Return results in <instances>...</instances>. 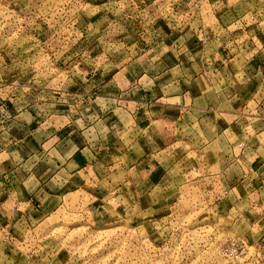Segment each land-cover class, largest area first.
I'll list each match as a JSON object with an SVG mask.
<instances>
[{
    "label": "rangeland",
    "instance_id": "obj_1",
    "mask_svg": "<svg viewBox=\"0 0 264 264\" xmlns=\"http://www.w3.org/2000/svg\"><path fill=\"white\" fill-rule=\"evenodd\" d=\"M0 264H264V0H0Z\"/></svg>",
    "mask_w": 264,
    "mask_h": 264
},
{
    "label": "crops",
    "instance_id": "obj_2",
    "mask_svg": "<svg viewBox=\"0 0 264 264\" xmlns=\"http://www.w3.org/2000/svg\"><path fill=\"white\" fill-rule=\"evenodd\" d=\"M162 59L167 61L170 66L174 65L175 63L178 64V60H179L177 58H174V57L171 58L169 56H163ZM181 59H183V58L181 57L180 60ZM205 71L206 70H204L202 73L200 71L199 75L198 74H192V77L189 80L187 79V76L184 75V76H180L181 78H179L177 81H174L173 86L176 85V87H177L175 89L176 92L174 94H172V96L165 99L166 101L172 100L173 103L171 105L165 103V104H163V106L158 107L159 111H160L159 113L160 114H161V112L163 113L162 116H160L158 118H154V119L149 118V117L139 118L138 115L137 116L136 115L131 116L130 121L128 123L129 130L135 132V136H137V137H136V140L134 142L140 143L139 146H141V149H142L141 155L139 156L138 159L135 160V161H137V163L135 165H141V168H145L147 166L146 163L148 162L147 159L150 156L149 155V153H150L149 149L145 145L142 144L145 142L144 136L143 137H142V135L138 136L139 133L148 132L149 131L148 128L151 125L160 124V122H162V124H163V123H165V121L168 122V119H166V117H165L166 113H169V112L178 113V117L176 118V121H180L181 119H184V118L186 119V115L193 116L195 119V122L197 124H201L203 121L206 122L210 119V116H211L210 112L212 111V108L214 106L212 105V102H210V100H208V97L206 95H204V93H205V92H203L204 90L202 91L200 88L196 87V83L197 82L198 83L199 82L200 83L201 82L209 83L212 81L210 79L209 75L214 77V76L218 75L220 73V71H217L216 68H212V66L211 67L208 66V71H210L209 75ZM147 76H148L147 74H142L140 76V79H143L145 77L148 78ZM171 84H169L168 86H170ZM143 93H145V94L143 95ZM148 96H150V95H147L145 90H142V98L144 97V99L145 98L147 99ZM216 97L219 99L218 94L216 95ZM159 100H162V99H159ZM220 104H221V101L219 102V100H218V106ZM151 107H154V106L149 105V108H151ZM138 114H139V112H138ZM81 152H82V149H80V147H79L77 154L72 155L74 159L72 158V156L69 155L65 160L66 163L64 162V164L63 163L58 164L59 165L58 167H60V168L63 167L61 171H63L64 173H65V171L66 172L69 171L70 173H72V174L68 175V179L70 182H73V183H76L77 176L80 177L79 174L81 172L84 173L85 171H87L86 170V167H88L87 160L84 156L80 155ZM59 155L61 156L62 159L66 157V155H61V154H59ZM29 158H31V157H29ZM70 162L74 163V165H76L75 169L72 170V172L70 170H68V165ZM130 166H133V164H131ZM58 167L56 166V168H58ZM94 167H97V165L92 166V168H94ZM61 171H58V172L60 173ZM58 172H56V174H58ZM54 177L55 176L50 178L49 182H52ZM69 181L67 180L68 184H69ZM59 183L67 185L66 181H64V183L60 181ZM59 183H56V184L59 185ZM65 187L66 186H64V187L63 186L62 187L56 186L55 187V185H54V189L52 190V194H54V195H49V194H47V195L51 196L53 198H59L60 196H64L63 191H59V190L65 189ZM38 188L34 189V190H36V193L30 192L29 194H26L28 199H29L28 201H30L29 203H31V201H33L35 196L41 192V188H39V189ZM32 194L34 195V197L32 196ZM15 201H16V199H15ZM17 201H18V199H17ZM31 205L33 208H35L33 203H31ZM39 208H40V205L38 204L35 209H39Z\"/></svg>",
    "mask_w": 264,
    "mask_h": 264
}]
</instances>
